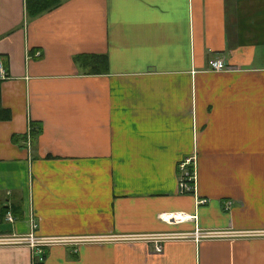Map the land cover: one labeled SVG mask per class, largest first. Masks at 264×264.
Wrapping results in <instances>:
<instances>
[{
	"label": "crops",
	"instance_id": "0c3cea01",
	"mask_svg": "<svg viewBox=\"0 0 264 264\" xmlns=\"http://www.w3.org/2000/svg\"><path fill=\"white\" fill-rule=\"evenodd\" d=\"M38 7L0 0V236L78 239L0 264H264V0Z\"/></svg>",
	"mask_w": 264,
	"mask_h": 264
},
{
	"label": "built area",
	"instance_id": "2783aa9c",
	"mask_svg": "<svg viewBox=\"0 0 264 264\" xmlns=\"http://www.w3.org/2000/svg\"><path fill=\"white\" fill-rule=\"evenodd\" d=\"M209 66L212 69L215 70H223V69H229L227 64L225 63L224 59L221 57H214L209 59ZM0 74L2 76H6V67L3 62V58L0 56ZM31 134L28 133V138H30ZM196 164L197 160L195 156H188L185 159H182L178 163V169H179V190L181 192H193L195 189V179H196ZM231 203L229 202L228 205ZM186 215L183 211H177L173 213H166L163 217L165 219H176V220H182L184 219ZM6 217L10 221H14L15 217L12 214L11 211H8L6 213ZM223 232L218 230H211V229H201L196 228L194 231H184V232H178V233H169V232H161V233H143L140 235H128L125 237H147L156 242L155 247L158 249L161 247L162 241L174 237H189L193 236L195 238L203 237V236H218L222 235ZM78 238L76 237H43L38 236L34 233H30L28 235H6V236H0V242L1 243H19V242H25L28 241L31 244L35 246H42V245H48L57 241H75ZM41 251V250H40ZM44 255H40V260H42Z\"/></svg>",
	"mask_w": 264,
	"mask_h": 264
},
{
	"label": "trees",
	"instance_id": "16d2710c",
	"mask_svg": "<svg viewBox=\"0 0 264 264\" xmlns=\"http://www.w3.org/2000/svg\"><path fill=\"white\" fill-rule=\"evenodd\" d=\"M35 2L39 6L38 7V11H41L42 8L47 7L50 4H53V3L57 2V0H46V1H43V0H35ZM9 114H10V110H8V109L5 110L3 108L2 109L0 108V118H2V117H8ZM32 132H34V131H32Z\"/></svg>",
	"mask_w": 264,
	"mask_h": 264
}]
</instances>
